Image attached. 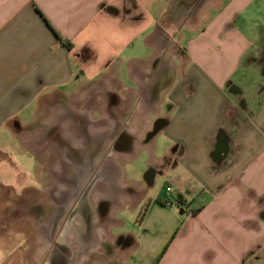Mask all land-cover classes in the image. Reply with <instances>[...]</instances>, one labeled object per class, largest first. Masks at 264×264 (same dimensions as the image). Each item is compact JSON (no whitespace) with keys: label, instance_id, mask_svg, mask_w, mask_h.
<instances>
[{"label":"crops","instance_id":"0c3cea01","mask_svg":"<svg viewBox=\"0 0 264 264\" xmlns=\"http://www.w3.org/2000/svg\"><path fill=\"white\" fill-rule=\"evenodd\" d=\"M153 1L0 0V219L3 203L24 189L14 181L15 145L38 157L33 141L58 126L62 163L70 146L86 147L83 132L96 150L103 137L123 134L137 140L112 162L125 171L123 161L146 150L147 178L166 176L185 215L167 244L140 247L134 233L114 232L120 207L104 228L96 211L93 240L63 232L67 264H262L264 0H166L160 17ZM102 20L122 27L119 37L141 27L151 54L98 50L92 37ZM159 138L167 143L160 153ZM68 185L49 188L46 199H62ZM14 227L0 225V264H34L31 245L41 243Z\"/></svg>","mask_w":264,"mask_h":264},{"label":"rangeland","instance_id":"374dc122","mask_svg":"<svg viewBox=\"0 0 264 264\" xmlns=\"http://www.w3.org/2000/svg\"><path fill=\"white\" fill-rule=\"evenodd\" d=\"M150 5L155 8L154 12L159 16L164 10L166 0H154ZM151 13L150 10V14ZM145 24L149 25L148 29L153 28L152 26L154 23L152 24L151 16ZM154 26L156 27V25ZM121 28L122 27L114 23L102 20L101 25H99L95 33V37H92L94 39V47L96 46L100 51H122V55L127 57L130 55L141 56V54H151L152 50L147 48L143 41L145 31H143L141 35H137L141 27L133 26L131 32L132 37H119V33L122 32ZM142 28L144 29L145 25L142 26ZM167 32L172 37L175 36V31L167 30ZM182 34H184V32ZM185 37L193 36L189 33V35L185 34ZM130 48H132V50ZM176 62L179 63V60L176 59ZM58 129L59 127L57 126L47 135L46 139L42 137L33 141L35 146L38 147V157L32 156V153H28L23 147L19 146L17 148V145H15L16 154L14 158L18 166H16L14 170V181L18 184L17 186L19 189H24L20 192V196H15L16 198L14 197L13 200L4 202L1 207L4 213H2L3 217L0 219V225L5 228H12L15 226V229L17 228L16 226H21L22 230L24 229L29 232V241L34 240L36 243H41L42 248L40 244L37 246L31 245V255L36 252L37 256L36 260L33 259L34 264H51L50 259L51 257L54 258L53 254H56V256L58 255L62 264H65V262L67 264V258L71 256V252L67 247H64V239L62 238L66 233L63 232L69 234L72 230L74 231L70 226L72 224L71 222L77 223V218H72V211L69 213L67 219H65L67 211L70 209V205L73 204V202H68V205L64 204L61 199L57 200L55 197L46 199V197H48L47 190L49 188L53 190V193L66 188L63 184L59 189V184L63 182L62 177L65 178L64 174L60 173L63 168L62 165L64 166L60 158L66 141L56 132ZM119 134L120 133H118V135ZM136 140L137 139L134 138V141ZM164 148H167V143L164 144L163 138H159L158 153L161 151L163 152ZM48 150L51 151L50 154H48ZM72 152L73 151H71V153ZM51 153H53L52 156ZM73 154H75V151ZM122 156L123 155L118 154L120 161H123ZM149 159L150 155L148 152L146 150H141L132 160L126 159L123 161L125 166L124 186L122 183V175L117 173L116 164L111 161V163L105 165L104 174L108 181H114V183L106 187L104 183L101 184L97 182L93 188L97 197H109L108 202H100V209L103 210L99 211L100 222L97 224V227L104 228L108 226V212L117 205L120 209L115 211L118 217L116 219L118 220L114 219L117 224L114 232L134 233L138 238L139 244H142L140 247H147L150 245L162 246L165 242L167 244L171 239L169 237L170 235L167 236L166 233L169 232V234H172L177 227L179 219H182L185 215V213L181 214L185 209L180 204H166L168 199L176 202V200L166 192V186L168 185L166 176L158 174L153 182L147 178L150 168ZM28 175H30L31 181H29ZM5 178H8V176L5 175ZM131 181H135L139 185L133 186L129 183ZM70 185L69 183L68 187H70ZM29 186H34L37 191L34 194L30 193L26 190ZM112 188L113 191H111ZM10 197L11 194L10 196L8 195L7 198ZM61 197H63V195ZM38 198H44L45 201H41L42 203L36 202L35 200ZM61 205L64 209L63 211H61ZM77 206L78 202H76L75 210ZM64 219L68 220V226H70L68 229L67 225L64 223ZM95 219L96 218H93L92 220L93 226ZM88 220V217H85V219L83 218L86 225H88ZM97 222L98 221H96V223ZM42 229L45 232L40 233L39 231H42ZM146 230H148V232H146ZM74 232L76 234V230ZM50 236L52 237L53 243L52 246L49 245V247L46 248L45 243L49 242L48 244H50V239H48ZM104 239H106L105 236ZM89 240L91 241L93 238ZM108 244L109 242L106 240L104 245L107 247ZM44 246L45 248H43ZM143 251L145 252L144 248H142L138 254L143 253ZM96 257H98V255H96ZM90 263L88 262V264Z\"/></svg>","mask_w":264,"mask_h":264},{"label":"flooded vegetation","instance_id":"af4514ba","mask_svg":"<svg viewBox=\"0 0 264 264\" xmlns=\"http://www.w3.org/2000/svg\"><path fill=\"white\" fill-rule=\"evenodd\" d=\"M83 133L82 136L84 138L86 147L84 148L81 146H70L67 150V155L69 159H63L64 166L62 165L63 168L60 173L64 174L65 176V178L62 177L63 181H68V183H71L70 187H68V189L66 190L65 197L61 199L64 204H68V202L70 201L73 202V204L70 205V209H68L67 211V216L65 217V219H67L71 211V213H73V219L81 217L80 219H82L83 221V218L85 219V217H88V225H86V222L83 221L85 222V229L79 227V225L77 226L73 222H71L72 224L70 225L71 228L74 229V231L76 230L79 232L78 239L82 241H87L90 239L93 233V215L96 213V211L99 212L101 210L100 202L109 201V197H97V195L93 191L94 185L98 182L101 184L104 183L106 187L109 186L108 184H106L108 179L105 177L104 174L105 165H108V163H111V161L114 159V151L120 150V147L122 146L125 148L130 147V143L132 144V141L134 142V138L131 139L125 137L123 134H120V136L115 137V133H112L109 136L107 135L103 137L99 141L100 143H102V146H99V143L95 145L100 148L96 150L91 146V143L96 141V138L87 135L85 132ZM153 136L154 132L151 133L149 138H152ZM109 142H112V144L108 145ZM71 151H75V154H73V152L71 153ZM116 167L117 173H120L124 177L125 171L123 169V166L117 164ZM153 171L154 170H151V173ZM111 191H113V188L111 189ZM53 197L56 198L57 196L53 195ZM76 202H78V206L75 210L74 208L76 206ZM63 210L64 209L62 208L61 211ZM65 219L64 223L65 225H67L68 229L70 226H68V220ZM53 255L54 258L58 259H54L51 257V264H62L58 255Z\"/></svg>","mask_w":264,"mask_h":264},{"label":"built area","instance_id":"2783aa9c","mask_svg":"<svg viewBox=\"0 0 264 264\" xmlns=\"http://www.w3.org/2000/svg\"><path fill=\"white\" fill-rule=\"evenodd\" d=\"M167 190L169 191V192H171L172 191V187L171 186H169L168 188H167ZM174 203H176V204H179L180 203V201H172L171 199H168L167 201H166V204L167 205H174Z\"/></svg>","mask_w":264,"mask_h":264},{"label":"trees","instance_id":"16d2710c","mask_svg":"<svg viewBox=\"0 0 264 264\" xmlns=\"http://www.w3.org/2000/svg\"><path fill=\"white\" fill-rule=\"evenodd\" d=\"M69 45H70V43H69Z\"/></svg>","mask_w":264,"mask_h":264}]
</instances>
